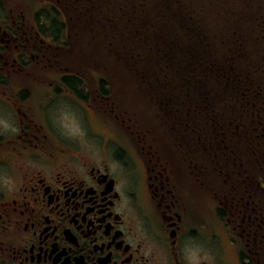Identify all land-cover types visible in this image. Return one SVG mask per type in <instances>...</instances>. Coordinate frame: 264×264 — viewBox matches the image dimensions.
I'll use <instances>...</instances> for the list:
<instances>
[{
  "label": "flooded vegetation",
  "instance_id": "af4514ba",
  "mask_svg": "<svg viewBox=\"0 0 264 264\" xmlns=\"http://www.w3.org/2000/svg\"><path fill=\"white\" fill-rule=\"evenodd\" d=\"M40 1L56 10L0 15V264H264V69L249 71V169L224 187L206 128L193 137L166 108L128 122V109L101 105L109 76L78 71L64 11ZM249 1L235 28L261 32L263 67L264 0ZM45 14L58 15L60 39ZM63 97L121 121L97 126L81 112L65 133L49 109Z\"/></svg>",
  "mask_w": 264,
  "mask_h": 264
},
{
  "label": "trees",
  "instance_id": "16d2710c",
  "mask_svg": "<svg viewBox=\"0 0 264 264\" xmlns=\"http://www.w3.org/2000/svg\"><path fill=\"white\" fill-rule=\"evenodd\" d=\"M52 2L65 14L64 45L88 46L89 52L81 58L87 59L96 72L126 74L132 80L134 89L129 90L134 91L127 90L128 108L123 107L130 115L126 121H157L156 112L146 108L163 107L167 116L175 114L176 122L193 123V137L200 138L202 128H206L210 172H222L224 187H235L237 170L243 173L250 164L248 107L254 92L249 71L250 61L259 55L249 45H224L226 36L224 39L205 29V17L209 16L208 22L212 21L222 33L230 25L234 27L236 18L229 16L231 22L226 24L217 0ZM49 9L56 7L48 3L39 11L46 13ZM45 15L55 38L60 39L59 17ZM92 40L105 48L97 52L96 45V53H92ZM125 81L130 84L129 79ZM105 83L109 80L102 79L101 84ZM99 91L106 96L103 105L118 111L120 98L109 99L115 89L102 86ZM133 95L142 100L146 109L139 119L136 114L142 111L136 110L140 103Z\"/></svg>",
  "mask_w": 264,
  "mask_h": 264
},
{
  "label": "rangeland",
  "instance_id": "374dc122",
  "mask_svg": "<svg viewBox=\"0 0 264 264\" xmlns=\"http://www.w3.org/2000/svg\"><path fill=\"white\" fill-rule=\"evenodd\" d=\"M262 1V0H259ZM214 2V1H212ZM217 3L219 4L220 10L223 11L222 14H224L225 19V23L228 24L229 21L231 22V19L228 20V18L233 16V20H235L236 18V14L238 11L241 10H251L253 9V7L251 6V3L249 0H217ZM261 4L263 5L264 2H261ZM48 6V4H42V1L40 0H0V15L2 16V12L3 11H9L10 13H15V12H22L24 13V16L26 17V19H29V15L32 14L34 12V10H39L41 8L46 9ZM41 7V8H40ZM234 9V11H233ZM259 9L264 10V6L259 7ZM58 16V15H57ZM230 16V17H229ZM235 17V18H234ZM209 16L205 17V20H207V25L208 27H206L205 29H207V31L209 30L210 33L212 34H218V36L222 37L225 39L226 36V44L224 45H239L238 44V37L241 36H246L245 39H243V45H249L250 47H253L254 49L258 47L257 42H259L260 44H262V40H260V38L258 37V35L261 34V32H254V31H250L249 29H246L241 33V35L238 34V30H236L235 25L233 27V24L229 26V28H225V32L222 33L220 32V30L218 28H216L213 24V22L211 21V23L208 22ZM60 20V19H59ZM61 20H63V17H61ZM220 20V19H219ZM237 21V20H236ZM235 24V22H233ZM235 28V30L233 29ZM256 31V30H255ZM246 33V34H245ZM258 34V35H257ZM255 39V40H254ZM100 40H102V38H100ZM255 41V42H254ZM252 42H254V46L251 45ZM92 45V53H96V43L95 41L92 40L91 42ZM245 43V44H244ZM82 46V47H81ZM98 48L101 50L102 48H105L104 45H102V47H98L97 45V52H98ZM252 48V49H253ZM75 49L78 51V55H76V57L79 58V61L76 62L78 64L77 68L78 71L81 74H89L90 71V66L87 64L86 60L87 59H82L81 57H85V53L88 51L89 52V47L85 46V45H75ZM70 50L71 52L68 54V57L70 59H72L73 57V45L70 46ZM84 50V51H82ZM85 52V53H84ZM110 58H112V56L109 55ZM68 59L66 60V63L71 62V60ZM264 59H260V63L264 64ZM89 61V58H88ZM107 62H110L109 60H106ZM257 62L256 61H250V68L255 67L259 69L263 68L264 69V65L263 67L257 66L256 65ZM123 70V69H122ZM94 73L100 74L96 71H93ZM106 76V74H104ZM109 76V83H106V87H112L115 89V93L113 91V94L111 95V98H109L110 100L115 98V96H117L118 98H116L115 100H119L121 101L119 102L120 104V110L123 109V107H127V105H125V101H129L128 100V95L129 93L127 92V90H129L130 87H134V84L132 82V80L130 79L129 76H127L126 74H114V75H108ZM129 79L130 84H128V82H126L125 80ZM112 80V81H111ZM130 85V86H129ZM46 91H48L47 87H44ZM132 88L129 90L133 93L134 90H132ZM134 89V88H133ZM60 95H64L63 92L60 93ZM131 97V96H129ZM132 97H135L134 95ZM139 97V96H138ZM136 98V97H135ZM56 101V100H54ZM136 102L140 103V105L136 106V110H140V111H146V109L149 111L150 108H144L143 104H142V100H140L139 98H136ZM103 105V104H101ZM140 106V107H139ZM138 107V108H137ZM152 109L154 107H151ZM50 111L52 112V119L55 122H60L62 124V127L65 128H71L69 130H65V133H72L73 130L72 128L76 127L74 124L76 122L79 121H83L82 117L84 115L81 114V112L85 113L88 121L91 123H96V125L98 126L99 124H102V118L106 119L107 121L110 122H120L121 118L120 115H117V117H115V115H109V113H107V111H104L102 109L99 110H91L90 107H86L82 101L80 100H76V103H74L70 98H65L63 97L62 100L56 101L54 105H52V107H49ZM77 112L79 113V116L76 115ZM94 114H91V113ZM111 114V113H110ZM141 116L136 114V118L139 119V117ZM102 117V118H101ZM216 229H220L218 225H216ZM220 233H222V230H219Z\"/></svg>",
  "mask_w": 264,
  "mask_h": 264
}]
</instances>
